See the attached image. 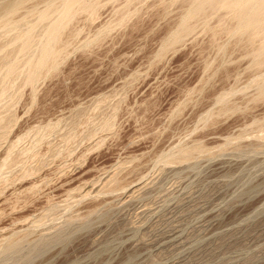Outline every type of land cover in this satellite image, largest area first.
Wrapping results in <instances>:
<instances>
[{"label": "rangeland", "instance_id": "374dc122", "mask_svg": "<svg viewBox=\"0 0 264 264\" xmlns=\"http://www.w3.org/2000/svg\"><path fill=\"white\" fill-rule=\"evenodd\" d=\"M46 1L11 19L36 43ZM86 1L34 83L1 73L27 19L0 29V264H264L262 41L219 10L173 43L187 0Z\"/></svg>", "mask_w": 264, "mask_h": 264}, {"label": "bare ground", "instance_id": "6f19581e", "mask_svg": "<svg viewBox=\"0 0 264 264\" xmlns=\"http://www.w3.org/2000/svg\"><path fill=\"white\" fill-rule=\"evenodd\" d=\"M32 1V0H31ZM31 1L30 0H7L6 2H4V5H5V3H6V7H4V11L3 10H1V11H3V15L0 17V29H2V31H5V33L7 34V33H9L10 31H13V30H11V29H13V28H15V26L16 25H18L19 26V23L25 18V20L28 18L27 17V14H26V17H24L23 19H21V18H18L20 21H19V23H15V24H13L14 23V21H18L17 19H15L16 17L14 16V15H16V14H18L17 13V11L18 10H20L19 8H22V6L23 7H25L26 5L25 4H29V3H31ZM34 2H35V0H33ZM86 0H58V1H46V5L44 6V8L43 9H41V11H39L38 10V13L36 12V14L35 15H33L34 14V12L33 13H31V15H33V16H36V18L37 19H33L32 17H31V15H30V17L33 19V20H35L37 23L36 24H38V26H39V24L41 25V26H39V27H44L43 28V31L44 32H42L40 35H39V40L37 41V43H36V41H34V31H36V30H34V29H36L37 28V26L35 25V23H34V25L36 26H30V24H29V21H28V19L26 20V22H25V24H29L28 26H29V28L28 29H25V31H24V29H23V32L21 31V33L22 34H19V35H17V33L18 32H16L15 33V31H14V35L16 34V36H13L14 38L13 39H15L16 40V43H17V45L18 46H16V47H18V48H16V47H14V50H15V48L16 49H18L19 51L18 52H20L21 54L22 53H24V56H25V60H24V63H25V67L23 66V68L22 67H20L23 71H20L21 69H18L17 68V65H18V61L20 60V59H24V57L23 56H20V57H22V58H20L19 59V57L18 56H15L17 53H15V55H14V59L13 58H8V59H10V62L8 61V63H7V65H6V63L4 64V62H7L6 60H4V62H3V64L6 66H2V64H0L1 66H0V68H4L3 69V71H4V73H3V71H2V69L0 70V71H2L1 73L2 74H4L6 77H9V78H11L12 77V79H13V77H15L16 76V78H18L17 77V75H19V76H21L19 73H18V71L21 73V72H24V74L26 73L27 75V77H28V80H30V81H32L36 76H38V75H36V73L38 72V71H40V70H43L44 69V67L45 68H47V67H52L53 65L52 64H54V62H56V60H58V58H59V56H60V53L62 52L61 50H62V48H60V40H62V39H60V38H62L61 37V35H63L62 33H63V31L68 27V25H70L71 24V20L72 19H74L77 15H78V12L79 13H82L83 11L82 10H85L86 8H90V9H92L93 8V5L91 6V7H89L91 4H90V2L88 3L87 1L85 2ZM90 1V0H89ZM178 1V0H177ZM187 1H189L190 2V4H188V6L187 7H189V5H190V9H189V11L187 12L186 10V15H183V16H185L184 18H183V20H180V24H179V26L180 27H178L177 26V31H175L174 32V34L171 36L172 37V39H170V41L172 40V42L174 43L175 41V43H177V41L180 39V40H183V39H185V38H183L182 36H184V35H190V32L192 31L191 29V27H190V24H189V22L192 20V19H194V18H196V20H197V17H200V16H202V17H204L205 18V16H207V14H211V13H214L215 14V12H220L219 10H224L223 12L226 14V11H227V13L229 12L230 14H231V19H233V23H234V28L235 29H233L234 30V33H232L233 35H236V36H239L240 38H245V37H248V40L250 41V42H253V41H255L256 39H259V40H261L262 42H261V45L259 46V48L256 50H253V51H255V53H252V54H254V58H255V61L256 62H258L259 64H264V0H187ZM34 2H32V3H34ZM182 2V1H181ZM86 3L87 4H90L89 6L87 5V7H86ZM45 4V3H44ZM3 5V6H4ZM31 5V4H30ZM35 5V4H34ZM29 7V6H28ZM25 9V8H24ZM32 9V8H31ZM30 9V10H31ZM36 10V9H35ZM34 9L33 10H31V11H35ZM82 11V12H81ZM87 11V10H86ZM210 12V13H209ZM217 12V13H218ZM185 13V12H184ZM216 13V14H217ZM1 14V13H0ZM30 14V13H29ZM77 14V15H76ZM215 14V15H216ZM76 15V16H75ZM204 15V16H203ZM229 15V14H228ZM19 16V15H18ZM210 15H208L207 16V18L209 17ZM212 16V15H211ZM13 17H14V19H13ZM209 18H211V17H209ZM213 18V17H212ZM229 18V19H230ZM11 19H13V20H11ZM180 19H182V18H180ZM199 19V18H198ZM202 19V18H201ZM206 19V18H205ZM12 21H13V23H12ZM24 21V20H23ZM22 21V22H23ZM34 21V22H35ZM207 21V20H206ZM33 21H31V23H32ZM191 23V22H190ZM22 24V23H21ZM203 25V24H202ZM27 27V26H26ZM221 27V26H220ZM231 27V26H230ZM229 27V28H230ZM17 28V27H16ZM15 28V29H16ZM232 28V27H231ZM14 29V30H15ZM194 29V28H193ZM10 30V31H9ZM228 30V29H227ZM230 30V29H229ZM228 30V31H229ZM232 30V29H231ZM9 31V32H8ZM20 32V31H19ZM193 32V31H192ZM233 32V31H232ZM5 33H1L2 35H4ZM11 33H13V32H11ZM5 34V37L7 36ZM10 34V33H9ZM193 34V33H192ZM231 34V33H230ZM78 35V34H77ZM36 37V36H35ZM170 37V38H171ZM185 37V36H184ZM187 37V36H186ZM238 37V38H239ZM182 38V39H181ZM12 40V39H11ZM179 40V41H180ZM259 40H257V41H259ZM63 42V41H62ZM61 42V43H62ZM12 43L13 42H11V45H12ZM63 44V43H62ZM10 45V42L8 43V45L7 46H9ZM10 45V46H11ZM13 45L15 46V44L13 43ZM168 45L170 46V44L168 43ZM171 45H172V43H171ZM248 45V44H247ZM6 46V47H7ZM5 47V48H6ZM63 47V46H62ZM4 47H2L1 49H3ZM5 48L3 49V50H5ZM64 48V47H63ZM61 49V50H60ZM164 49V48H163ZM252 49H254V48H252ZM3 50L1 51L2 53H4L3 54V56L4 57H7V56H5L6 54H5V52L6 51H4L3 52ZM12 51L11 52H15V51H13V47H12V49H11ZM165 50V49H164ZM34 52L33 54H36V56L34 57H30V58H28L27 56H26V54L28 53V55H29V52ZM8 52V51H7ZM10 52V51H9ZM10 52V53H11ZM2 53H0V55H2ZM19 53V54H20ZM26 53V54H25ZM32 54V55H33ZM18 55V54H17ZM23 55V54H22ZM3 56H1V58L3 57ZM3 57V58H4ZM12 57V56H11ZM16 57H18V58H16ZM26 58H28L27 60H26ZM22 59V60H23ZM1 60H3V59H0V61ZM18 62V63H17ZM252 62H253V60H252ZM0 63H2V62H0ZM21 63V62H20ZM19 63V66L21 65ZM48 64H50L49 66H48ZM254 64H255V62H254ZM256 66V65H255ZM260 66V65H259ZM259 66H258V68H259ZM262 66V65H261ZM257 67V66H256ZM39 73H41V71L40 72H38V74ZM4 75H3V77H4ZM36 75V76H35ZM25 76V75H24ZM2 77V78H3ZM6 77H4V78H6ZM23 77V76H22ZM22 77H19V78H21L22 79ZM27 77H24L25 79L27 78ZM1 78V77H0ZM263 79V78H262ZM7 80V79H6ZM9 80V79H8ZM11 80V79H10ZM13 80H15V78L13 79ZM30 81L28 82L29 84H30ZM33 81H35V80H33ZM32 81V83H34ZM256 81V80H255ZM259 81V80H258ZM8 82V81H7ZM26 82H27V80H26ZM24 83H25V80H24ZM25 84H27V83H25ZM258 85V84H257ZM261 85V84H260ZM260 87V86H259ZM261 89H263V88H261ZM264 92V91H263ZM222 99V98H221ZM224 99V98H223ZM221 101V100H220ZM219 101V102H220ZM223 101V100H222ZM221 101V102H222ZM1 124V123H0ZM2 127V126H1ZM0 127V128H1ZM264 127V126H263ZM261 128V127H260ZM262 137V136H261ZM263 138V137H262ZM260 140V139H259ZM99 143V142H98ZM193 145V144H192ZM93 146V145H92ZM1 148V147H0ZM173 148V147H172ZM174 149V148H173ZM179 149V148H178ZM195 150H197V147H195V146H193V147H188V148H180L179 150H177L178 152H177V154H173L172 156H176V158L175 159H171V161H182V162H184V160L185 159H187V158H189V156H191V155H193L192 153L195 151ZM171 155V154H170ZM169 155V156H170ZM172 156L171 157H169V158H172ZM186 161V160H185ZM7 162V161H6ZM177 162V163H178ZM176 162H175V164H177ZM179 164V163H178ZM186 164V163H185ZM73 165V164H72ZM76 168V167H75ZM119 168V167H118ZM64 172V171H63ZM77 172V171H76ZM108 176V175H107ZM112 176V175H111ZM113 177V176H112ZM112 177H110V176H108V177H102L101 176V178H99V183H101V187L103 188H101V190H104V187H108V185L110 184V185H112L111 184V182L113 181V178ZM144 177V176H143ZM114 179H115V177H114ZM116 181V180H115ZM142 181V180H141ZM148 181V180H147ZM112 183H114V182H112ZM148 184H149V182H148ZM94 185H96V184H94ZM109 185V186H110ZM88 186V185H87ZM87 186H85L84 185V187H82L80 190H79V194L80 195H83L84 194V196H90V194H92V196L93 195H97V194H99L101 191H100V189H96V187H94L93 185H91L90 187H87ZM100 186H99V188H100ZM145 186H147L146 185V182H145V184H143V183H138L137 182V184H135V185H131L130 187H128V188H125V190H124V192L122 193V195L120 196L121 198L118 200V202L119 203H121V204H124V203H127L129 200L128 199H131V197H132V195L135 193L136 194V192H138V191H140V190H142V189H145L144 187ZM33 188V187H32ZM98 188V187H97ZM148 188V187H147ZM112 189V188H111ZM144 191V190H143ZM139 193V192H138ZM74 194V193H73ZM134 194V195H135ZM83 196V197H84ZM95 196L93 197L94 199H95ZM98 196V195H97ZM99 196H100V194H99ZM98 196V197H99ZM83 197H82V200H83ZM85 198V197H84ZM92 198V197H91ZM80 199V198H79ZM74 200V199H73ZM78 201V200H77ZM127 201V202H126ZM63 202V201H62ZM72 203V202H71ZM76 204V203H75ZM140 211V210H139ZM49 232V231H48ZM42 234V233H41ZM22 237V236H21ZM17 241V240H16ZM4 244V243H3ZM8 247V246H7ZM12 249V248H11Z\"/></svg>", "mask_w": 264, "mask_h": 264}]
</instances>
